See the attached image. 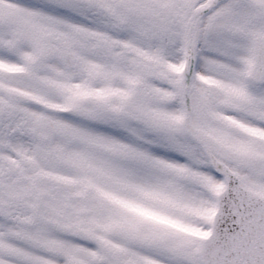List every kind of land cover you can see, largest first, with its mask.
Here are the masks:
<instances>
[{"label":"snow or ice","instance_id":"obj_1","mask_svg":"<svg viewBox=\"0 0 264 264\" xmlns=\"http://www.w3.org/2000/svg\"><path fill=\"white\" fill-rule=\"evenodd\" d=\"M0 264H264V0H0Z\"/></svg>","mask_w":264,"mask_h":264}]
</instances>
